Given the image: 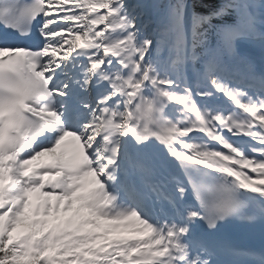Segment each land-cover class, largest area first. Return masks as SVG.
I'll return each instance as SVG.
<instances>
[{"label": "snow or ice", "instance_id": "obj_1", "mask_svg": "<svg viewBox=\"0 0 264 264\" xmlns=\"http://www.w3.org/2000/svg\"><path fill=\"white\" fill-rule=\"evenodd\" d=\"M0 264H264V0H0Z\"/></svg>", "mask_w": 264, "mask_h": 264}, {"label": "rangeland", "instance_id": "obj_2", "mask_svg": "<svg viewBox=\"0 0 264 264\" xmlns=\"http://www.w3.org/2000/svg\"><path fill=\"white\" fill-rule=\"evenodd\" d=\"M63 206V205H62Z\"/></svg>", "mask_w": 264, "mask_h": 264}]
</instances>
